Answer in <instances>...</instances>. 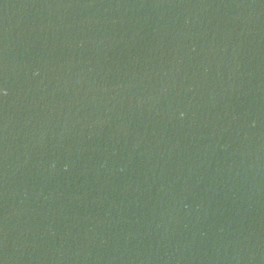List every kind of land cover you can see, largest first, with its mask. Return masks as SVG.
Segmentation results:
<instances>
[{
	"label": "water",
	"instance_id": "95a60500",
	"mask_svg": "<svg viewBox=\"0 0 264 264\" xmlns=\"http://www.w3.org/2000/svg\"><path fill=\"white\" fill-rule=\"evenodd\" d=\"M264 204V0H0V264H204Z\"/></svg>",
	"mask_w": 264,
	"mask_h": 264
}]
</instances>
